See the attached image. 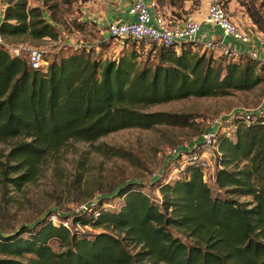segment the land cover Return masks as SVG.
Wrapping results in <instances>:
<instances>
[{"label":"trees","instance_id":"1","mask_svg":"<svg viewBox=\"0 0 264 264\" xmlns=\"http://www.w3.org/2000/svg\"><path fill=\"white\" fill-rule=\"evenodd\" d=\"M40 1L35 6L7 1L1 21L6 40L59 41L60 2L82 6L90 0ZM71 24L81 32L92 27L78 18ZM127 40L133 47L118 59L94 57L82 47L54 59L47 70L0 47V145L12 143L5 159L0 156L1 187L34 181L43 164L60 158L70 142L94 143L132 127L190 123L187 115L145 107L249 91L264 81V60L251 54L217 56L196 41L180 47L152 43L143 63L141 56L150 51L140 46L147 43ZM232 124L234 130L217 139L221 155L213 185L189 160L175 181H154L159 202L141 183L121 184L114 191L119 202L114 210L105 197L85 212L50 211L14 232L0 231V264H264V117ZM97 150L119 155L109 146ZM86 227L103 230L89 234Z\"/></svg>","mask_w":264,"mask_h":264},{"label":"rangeland","instance_id":"2","mask_svg":"<svg viewBox=\"0 0 264 264\" xmlns=\"http://www.w3.org/2000/svg\"><path fill=\"white\" fill-rule=\"evenodd\" d=\"M7 1L0 0L2 9L6 8L4 5H7ZM222 1L231 14L239 16L255 35H260L264 39V0ZM158 3L161 8L168 11L173 8L185 11L187 5H190L188 9H199L201 6V0H158ZM40 4V0H29L30 6ZM80 8L79 2L69 5L61 1L56 16L62 24H56L57 28L64 27L66 34H74L75 39L83 40L88 48L92 49L94 57L118 59L124 48L132 49V41L109 37L103 39L96 28L91 27L90 30L85 29L82 32L73 29L74 25L71 26L69 23L75 21L81 13ZM184 11L175 14L182 18ZM9 38L8 42L23 41L34 47L46 49V58L50 62L76 50L73 45H65L63 40ZM60 38L63 39L62 31ZM140 48L150 51L148 54L144 52L145 56L140 58L145 63L154 47L146 44ZM216 55L218 56V53ZM243 108L255 111L258 117H264V81L249 91H234L230 95L217 97L191 96L143 109L146 112L166 111L187 115L190 121L188 125L160 124L148 129L132 127L110 133L94 143L70 142L63 149L60 158L48 160L43 164L34 181L26 183L21 188L0 186V231L14 232L22 225L33 224L50 211H57L62 215L72 214L80 205L95 204L105 197H110L104 201L109 205V209L114 210L115 204L117 207L119 205L114 195L117 192L114 191L121 184L129 182L141 183L153 200L159 202L161 197L154 181L160 177L173 182L178 179L179 171L186 165L185 159L180 161L179 157L170 156V149L189 148L198 141L200 134L210 126L211 121L227 118L237 109ZM231 124L232 121L229 126L225 125V130H221V134L229 135L234 130ZM99 145L103 149L107 146L113 147L119 155L105 154L97 150ZM11 146L10 142L0 145V156L3 160ZM209 154L212 160L207 169V181L213 185L212 175L216 172V162L221 152L218 154L212 150ZM56 222L59 220L56 219ZM84 230L93 234L103 229L86 227Z\"/></svg>","mask_w":264,"mask_h":264},{"label":"built area","instance_id":"3","mask_svg":"<svg viewBox=\"0 0 264 264\" xmlns=\"http://www.w3.org/2000/svg\"><path fill=\"white\" fill-rule=\"evenodd\" d=\"M129 13L134 16L131 21H114L107 25L106 31L109 38L119 40H138L147 44H157L165 47H180L187 42H200L206 49H218L223 54L230 57H237L241 52L229 46L223 39H207L199 41V32L201 22L189 18H179L172 11L164 10L160 7L158 0H130ZM208 16L206 22L221 30L224 37H231L236 41L248 44L252 43L253 31L245 24L236 21L229 9L222 0H207ZM5 6V5H4ZM3 11L0 13V47L6 49L12 56H27L29 65L32 68L47 70L50 61L46 58V49L34 47L26 42H8L1 32V21ZM65 45H73L76 49L86 47V43L79 39H70L64 41ZM264 60V41L261 44ZM242 119L246 122H252L258 119L257 113L248 109H237L227 118L214 119L210 126L200 134L198 141L189 148L174 147L170 149V156H181L190 152L186 161H191L201 167L207 175V169L210 166L212 158L209 152L215 150L218 154L219 145L217 142L221 130H225V125L229 126L231 121ZM234 127V124H231ZM228 134V133H227ZM221 155V154H220ZM213 178L215 177L212 175ZM96 203V202H95ZM92 204L85 203L77 208L75 213H81L89 210ZM99 215V212H96ZM58 219L56 215L52 220ZM59 220V219H58ZM63 224L69 227V220H63Z\"/></svg>","mask_w":264,"mask_h":264},{"label":"crops","instance_id":"4","mask_svg":"<svg viewBox=\"0 0 264 264\" xmlns=\"http://www.w3.org/2000/svg\"><path fill=\"white\" fill-rule=\"evenodd\" d=\"M130 4V0H90L81 6V13L78 14L77 18L80 21L88 22L90 26L99 30L103 39H106L108 38L106 27L109 23L114 21L134 20V16L129 13ZM189 6L190 5H187L185 6L186 8H184L187 12L184 10L177 11L175 8L171 9V11L176 14L184 11L183 17L201 22L199 41L207 39H223L225 43L239 50L241 53L246 55L251 54L263 59L261 44L264 39L262 36L253 34L254 40L252 43L248 44L236 41L231 37H224L220 29L206 22L208 16L207 0H201V6L199 9H188ZM232 15L236 21L244 24L239 16H236L233 13ZM60 30L63 34V39L61 38L60 40H63V42L67 40V38L68 40L71 38L75 39L74 34H66L63 28H60ZM215 51L219 53L218 49H215Z\"/></svg>","mask_w":264,"mask_h":264}]
</instances>
